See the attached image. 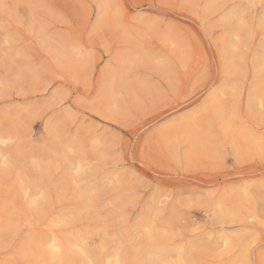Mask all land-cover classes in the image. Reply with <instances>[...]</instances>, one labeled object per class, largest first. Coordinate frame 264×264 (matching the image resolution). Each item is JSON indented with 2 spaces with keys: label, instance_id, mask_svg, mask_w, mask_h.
Instances as JSON below:
<instances>
[{
  "label": "snow or ice",
  "instance_id": "snow-or-ice-1",
  "mask_svg": "<svg viewBox=\"0 0 264 264\" xmlns=\"http://www.w3.org/2000/svg\"><path fill=\"white\" fill-rule=\"evenodd\" d=\"M138 8L0 0V264H264V0H169L150 5L155 16ZM176 13L201 22L219 63L174 39L186 31L169 19ZM155 40L172 41L179 63L157 52ZM161 73L169 88L155 109L196 92L203 100L144 128L147 120L121 101ZM37 87L52 93L50 105L16 99ZM82 109L98 120H82ZM35 120L47 133L42 144L19 135ZM209 155L211 166L200 159ZM129 157L154 173L126 168L145 187L138 200L121 197L119 168H108L109 159ZM228 157L233 170L259 165V179L207 196L166 183L193 170L221 172ZM70 197L75 206L58 211Z\"/></svg>",
  "mask_w": 264,
  "mask_h": 264
},
{
  "label": "rangeland",
  "instance_id": "rangeland-1",
  "mask_svg": "<svg viewBox=\"0 0 264 264\" xmlns=\"http://www.w3.org/2000/svg\"><path fill=\"white\" fill-rule=\"evenodd\" d=\"M210 0H184V2L188 3H198L207 5ZM10 4L15 3H26L29 0H7ZM59 3H80L81 0H58ZM88 3L95 4L97 0H86ZM111 2H116L123 4L125 6H130L132 4L139 5L138 9L134 11H140L143 9L144 13L147 15L155 16L156 12L154 9L150 8L152 4H160L161 2H169V0H111ZM171 2H175V0H171ZM221 2V0H219ZM227 2H233V0H227ZM236 2H247V0H236ZM259 0H257V3ZM131 14V13H130ZM212 15V10H207L206 17L210 18ZM169 19L177 21L186 31L181 35H177L174 39L178 42H191L199 56L204 59H215L217 63H219L220 55L216 50L215 43H210L209 39L205 36L204 31L201 29V22L197 21L193 16L188 15L187 13L180 14L176 13L169 16ZM210 31V29H209ZM155 50L163 54L166 58L173 60L175 63H179L178 53L179 49L176 50L177 54L173 53V49L171 48L172 41H169L167 47H165L159 40H155L152 42ZM99 57V54H97ZM181 74H183V69H180ZM97 75H99V69H97ZM243 81H241V87H243ZM169 88V81L167 73H161L157 75L150 85H144L143 87H139L137 90H133L131 92H126L124 99L121 101L122 104L127 105L132 108L134 111H137L141 114V116L147 120V123L144 124V128H148L149 125H156L157 122L164 123L168 120H172L178 117L183 112L188 111L191 108L196 107L199 103L202 102L203 96L200 95L199 92H196L190 95L187 99L184 97L180 98L179 103H174L172 107H167L165 109H155V96L162 92L165 89ZM77 89L76 84L71 85V90L74 92ZM80 91L83 92L84 89L81 87ZM52 93L48 92L40 87L33 89L27 96L17 97L18 101L25 102V106H40L45 107L51 104ZM247 99V92H245V100ZM67 107V105H66ZM51 109L48 108V111ZM84 112V110H81ZM147 112V116H143V113ZM88 117L89 120L97 119L91 112H84V115L81 116L83 120L84 117ZM4 119L2 109H0V122ZM20 138L26 143L29 140L35 141L37 144L44 143V137L47 136V133L44 132V126L40 123L39 120H35L31 123L30 128L27 126H22L19 132ZM103 129H101V137H103ZM35 155L41 159L43 162H47L48 154L40 150L36 149ZM204 164L211 166L213 164V159L209 155L208 157L200 158ZM31 161L29 160V163ZM197 159L194 157L193 163H196ZM233 157H228L227 167H225L221 172L214 173L208 172L205 173L203 170H193L191 172L182 173L183 179L180 180H169L166 181L168 185H171L178 192L181 188L185 189V195L189 192L195 191L198 195L203 193L207 196L210 192H215L219 190L220 194L223 195V189L232 184H243L245 179L258 180L259 173L261 168L259 165H252L251 167H245L243 171L233 170L232 164L234 163ZM13 163L20 168H27V161H20L15 154H13ZM103 167V165H102ZM239 167V166H238ZM108 168L111 173V169L119 168V177L122 181L121 187V197L128 195L129 193H136V196L133 197L134 200H138L140 196L145 191V187H142L136 177L132 174L131 171L126 172L127 169H134L141 174L148 175L149 178H154V173L149 171L147 167L142 166V161L137 157L134 161L131 157H129L126 161L124 160H108ZM255 172L253 176L252 173ZM174 175V174H173ZM53 177L58 182L59 178L55 177V170L53 169ZM113 179H115V174H113ZM171 192V188L169 189ZM239 195V194H237ZM231 198V194H229ZM3 194L0 193V203H2ZM76 201L71 197L64 202L63 205H57L58 211H68L72 207H74ZM113 211H119V203H117V207ZM129 212H135V208H130ZM197 216H201L202 214L196 213ZM231 227L232 225H227Z\"/></svg>",
  "mask_w": 264,
  "mask_h": 264
},
{
  "label": "bare ground",
  "instance_id": "bare-ground-1",
  "mask_svg": "<svg viewBox=\"0 0 264 264\" xmlns=\"http://www.w3.org/2000/svg\"><path fill=\"white\" fill-rule=\"evenodd\" d=\"M219 0H210L207 5H211V4H214V3H218Z\"/></svg>",
  "mask_w": 264,
  "mask_h": 264
}]
</instances>
